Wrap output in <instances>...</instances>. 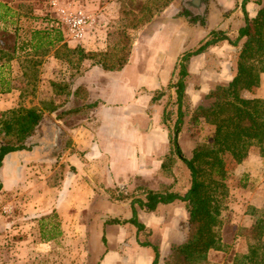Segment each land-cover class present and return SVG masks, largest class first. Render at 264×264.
<instances>
[{
    "label": "crops",
    "instance_id": "crops-1",
    "mask_svg": "<svg viewBox=\"0 0 264 264\" xmlns=\"http://www.w3.org/2000/svg\"><path fill=\"white\" fill-rule=\"evenodd\" d=\"M35 1L0 0V34L16 37L12 46L0 43V111L24 105L43 113L32 136L38 135L37 142L7 154L0 168V264H153L154 251L145 242L159 246L158 264H165L173 245L183 241L178 229L188 218L183 202L160 203L155 211L138 208L143 231L110 220L130 219L132 200L144 198L146 188L184 194L190 186L174 189L175 176L162 169L169 130L161 124L163 108L153 101L155 91L178 79L185 50L169 58L157 47L156 57L138 61L135 46L119 70L88 57L79 63L77 48L108 50L107 30L121 15L87 2L97 20L86 36L63 35L49 45L56 40L53 31L23 28L45 13ZM171 7L152 21L171 16ZM158 26L151 39L164 29L177 31V39L188 37L171 20ZM203 54L193 56L188 67L202 79L200 96L209 93L206 84H228L235 76L231 71L223 78L221 67L203 69L198 63ZM156 58V66L145 64ZM258 89L264 98V73ZM213 252L224 251L211 249L209 256Z\"/></svg>",
    "mask_w": 264,
    "mask_h": 264
},
{
    "label": "trees",
    "instance_id": "trees-1",
    "mask_svg": "<svg viewBox=\"0 0 264 264\" xmlns=\"http://www.w3.org/2000/svg\"><path fill=\"white\" fill-rule=\"evenodd\" d=\"M247 1L243 2L245 24L240 27L237 39L231 40L223 32L214 31L212 38L199 48L181 55L178 79L168 87L175 88L177 98V118L174 132H171V144L190 170L188 190L180 194L170 191L169 188L165 190L146 188L144 198L136 197L132 200L133 216L130 219L110 220L115 223L131 222L138 231H143L146 226L138 217V208L155 211L160 203H173L177 200L183 202L188 218L183 222L182 227L186 229L187 236L181 243L173 245L166 264H215L208 256L211 249L224 251L228 255L232 244L223 241V225L228 222L224 219V211L228 209V205L232 211L237 206L244 207L246 204L239 190L247 186L249 177L244 175L235 178L228 170L224 154L229 153L237 162H241L255 143L259 145L264 143V98L242 95L243 90H253L259 86L261 75L264 73V3H261L257 14L252 17L246 10ZM170 2L166 0L165 7ZM34 7L35 5H30L31 10ZM46 11L42 14L46 18L53 15L52 10ZM155 13L156 10L153 9L150 13L144 12L142 15L153 16ZM144 20L140 22H145ZM50 31H53L56 40H49V45H54L58 40L63 39V35L67 36L62 28H54ZM7 34L10 33H2L4 36ZM111 38L110 32L107 51L85 52L84 49L77 48L74 51L76 61L80 63L88 57L105 69H122L129 60L132 46L120 47L116 50L111 46ZM242 39L244 42L238 54L234 78L227 85H219L208 93V97L212 99L210 105H199L195 110L196 121L205 118L215 126L214 138L207 143H198L192 157L187 158L179 143V133L186 116L184 103L187 97V78L190 75L188 61L192 56L203 53L208 46L215 45L219 41L228 40L237 45ZM66 54L69 56L70 53ZM168 88L157 90L153 101L159 100ZM42 119L43 113L38 108L24 105L0 113V168L7 154L29 148L28 139L36 133ZM171 157L168 155L162 164V169L168 173H172L174 160ZM245 213L254 216L253 223L245 228V234L250 239L249 250L247 253H235L233 260L226 258L223 264H264V214L259 213L255 205H250L249 210L242 212ZM143 244L153 249V264H158L161 255L159 246L149 242Z\"/></svg>",
    "mask_w": 264,
    "mask_h": 264
},
{
    "label": "rangeland",
    "instance_id": "rangeland-1",
    "mask_svg": "<svg viewBox=\"0 0 264 264\" xmlns=\"http://www.w3.org/2000/svg\"><path fill=\"white\" fill-rule=\"evenodd\" d=\"M34 1L35 0H33V2ZM165 1L166 0H78L80 4L85 5V3L90 2L95 5V8L107 7L112 10L114 15L115 13L121 15L113 17L114 20L111 22V26L107 30V32L109 31L112 33L111 46H114V49L128 46L139 47L137 49V53L139 54L138 61H141V59L147 55L149 57L155 56L154 52H156L157 47H159V49H164L166 56L169 58L178 52L179 49H183L185 52L196 50L204 44L205 41L212 38L214 31H221L229 36L231 40H236L239 35L240 27L245 24V10L243 8L244 0H204L206 6L203 9V17L192 16L191 13L184 8L185 0H170L171 2L169 5H172V15L158 16L156 20L152 21L155 15H160L167 7L164 5ZM35 2H38L39 7H45V10H47L46 12H50V0H36ZM261 3H264V0H248L245 4L248 14L250 16L257 14V11L261 7ZM153 9L156 10V13L153 16L142 15L144 12L150 13ZM143 19H145V22H140V20ZM170 20L174 25V30L187 29L188 37L183 39L180 37L177 39V31H174L175 34H173L171 29H164V31L158 33L155 38L151 39V36L157 30L156 28L159 27L158 23L160 21L167 22ZM53 25H56L53 23V15L49 18H46L44 15H38L28 19L27 22H25V25L23 24V28L24 30L30 28L37 31H48L58 28L53 27ZM39 35L41 34H36L35 40H37ZM15 42L16 37L14 35L7 34L4 36L0 34V43L12 46ZM243 42L244 39H242L237 45H234L228 40H222L215 45H210L204 51L205 54L202 55V58L198 63L201 62V64H203V69L208 67H221L223 78L225 74L229 75L231 71L235 74L238 54ZM169 58H166L167 62L165 65L168 63ZM191 58L188 61V67ZM147 63L156 66V64L159 63V59L157 60L156 58V60L151 62L145 61V64ZM3 73L5 74L3 77L7 79L9 76L7 71H4ZM176 80L177 79H175V81ZM201 80L202 79L197 75H189L187 78V97L184 103L186 116L183 128L179 133V143L187 152L186 155L185 151H183L187 158L192 157L193 150L198 143L210 142L215 135V126L213 124L207 122L205 118H201L199 121L195 120L196 108L199 105L208 106L212 102V99L208 97V93H203L201 96L198 95V92L202 89ZM219 85L227 84L224 81L222 84H206L205 88H210V92L213 88ZM168 87L169 85L164 86L162 89ZM189 88L191 89L192 94H189ZM258 88L255 87L253 90L245 89L242 91V95L245 97H259L258 95L261 93V89ZM174 90V87L168 88L165 94L158 100L161 108H163L161 124L167 126L169 130L170 144V146H168L169 149L166 151L167 153L163 156L164 159H162L166 160L168 155L172 156L171 158L174 162L171 172L175 176L173 178V180H175L174 189L183 191L187 189L188 185H190L191 173L186 164H184L174 151V147L171 144V132H174L175 121L177 118V98L176 91ZM1 112L2 111H0V113ZM38 139V135H36L34 139L31 137L28 139V144L31 145V140L34 143L37 142ZM249 156L251 157V160L249 163H245V160L248 159ZM224 159L229 172L235 178L243 177L245 174L248 175L249 178L247 180V186L244 189L241 188L239 190V193L244 196V202L246 203L244 207L239 205L235 210L232 209V211H230L228 205V209H225L224 211V219L228 222L223 225L222 236L227 243L232 244V248L228 255L226 252H213L212 255H208L209 259L215 264H223L226 258H228V260H233L235 253L240 254L248 252L250 239L245 234V228L253 223L254 216L248 213L242 214V212L244 210H249L250 205H255L259 209V213L264 214V143L262 145L255 143L249 150L248 155L241 162H237L229 153L224 154ZM158 185H160V183ZM178 229L180 230L179 232L182 234L184 241L187 236V231L186 229H183V227Z\"/></svg>",
    "mask_w": 264,
    "mask_h": 264
},
{
    "label": "built area",
    "instance_id": "built-area-1",
    "mask_svg": "<svg viewBox=\"0 0 264 264\" xmlns=\"http://www.w3.org/2000/svg\"><path fill=\"white\" fill-rule=\"evenodd\" d=\"M53 27L62 28L73 40H82L96 22L95 12L78 0H50Z\"/></svg>",
    "mask_w": 264,
    "mask_h": 264
},
{
    "label": "flooded vegetation",
    "instance_id": "flooded-vegetation-1",
    "mask_svg": "<svg viewBox=\"0 0 264 264\" xmlns=\"http://www.w3.org/2000/svg\"><path fill=\"white\" fill-rule=\"evenodd\" d=\"M205 6L204 0H185L184 2V8L194 17H203Z\"/></svg>",
    "mask_w": 264,
    "mask_h": 264
}]
</instances>
